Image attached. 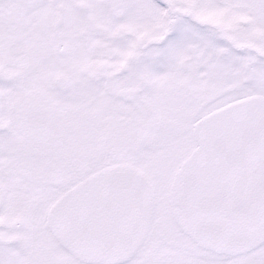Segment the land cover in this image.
<instances>
[{
    "label": "snow or ice",
    "instance_id": "snow-or-ice-1",
    "mask_svg": "<svg viewBox=\"0 0 264 264\" xmlns=\"http://www.w3.org/2000/svg\"><path fill=\"white\" fill-rule=\"evenodd\" d=\"M0 264H264V0H0Z\"/></svg>",
    "mask_w": 264,
    "mask_h": 264
}]
</instances>
